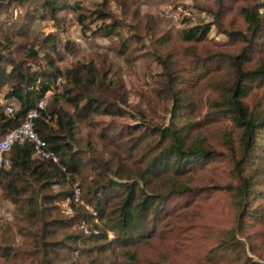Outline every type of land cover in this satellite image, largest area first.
<instances>
[{"label":"trees","instance_id":"obj_1","mask_svg":"<svg viewBox=\"0 0 264 264\" xmlns=\"http://www.w3.org/2000/svg\"><path fill=\"white\" fill-rule=\"evenodd\" d=\"M3 1L0 14L7 12ZM29 1L40 8L26 9L11 27L0 29V91L7 88L4 99L17 102L11 117L0 104V136L15 127L46 92L54 90L63 75L62 94L54 92L42 111L48 121H36L39 136L55 151L58 162L34 157L29 142L16 143L10 150L9 167L0 169V186L17 213L15 232L23 241L15 244L11 231L4 227L0 264H63L67 259L73 264L70 252L86 249L92 239L98 243L93 246L98 255L89 264H261L264 164L257 170L253 164L264 162V109L249 97L252 89L264 88V61L259 56L254 59L264 43V13L260 10L264 0H216L214 23L230 42L212 52L207 69L195 74L194 96L183 80V86L175 89L179 82L163 66L165 70L156 76L144 102L155 112L154 101L160 102L161 96L170 100V122L148 126L147 114L138 109L137 123L100 129L102 151L91 141L84 148H74L75 128L92 115L134 118L125 109L124 82L93 61L62 72L47 56L42 66L37 49L33 44L27 46L30 26L41 8L56 19L62 4L60 0ZM107 2L102 0L93 11V17L101 21L95 33L113 37L122 22L110 14ZM230 7L240 25L228 28L222 20ZM85 17L81 14L79 21ZM211 25L182 28L180 40L203 42ZM48 40L55 50V36L48 35ZM203 92L205 99L199 94ZM198 99L207 108L204 117L178 125L176 110L188 107L196 117ZM62 102L74 107V115ZM212 161L216 166L208 169L225 181L202 185L198 170ZM86 169L95 176L89 179L84 175ZM75 175L81 176L84 200L95 214L86 212L84 206L75 208L73 202L69 203L75 211L71 216L58 209V201L71 199L70 182ZM225 206L232 214L229 226L222 221ZM82 219L92 223L93 235L68 233ZM256 226L261 227L259 232L253 231ZM108 232L113 238H108ZM255 237L260 238L263 254L259 259L250 254L256 251ZM114 245L120 249V258L106 259L103 254L110 253Z\"/></svg>","mask_w":264,"mask_h":264},{"label":"rangeland","instance_id":"obj_2","mask_svg":"<svg viewBox=\"0 0 264 264\" xmlns=\"http://www.w3.org/2000/svg\"><path fill=\"white\" fill-rule=\"evenodd\" d=\"M19 1H3L7 12L0 14V29L6 30L11 27L10 24L23 16L26 9L40 8L36 7V3L33 1L25 0L23 4H20ZM101 2L102 0H60L62 8L56 12V19H52L41 8L31 23L30 34L27 39V46L33 44L34 48L37 49L42 66L48 62L47 56L54 61L55 66H58L62 72L72 68L77 63L86 64L93 61L97 68L104 70L109 68L124 82L127 90L125 109L131 115L133 114L134 118L131 116L92 115L90 121L88 119L85 123L80 122L75 128V142L73 144L76 149L78 146L84 148L86 142L91 141L96 150L102 151L103 145L98 136L100 129L104 126L108 128L114 126L119 129L127 126V124H135L138 122L139 110H143L147 114L146 119L148 121H146V124L148 126L154 125V122L167 125L172 117L170 111L171 101L164 100L161 96L160 102H153L155 112L151 111L144 102L155 83V79H158L156 76L166 69L169 75H172L179 82L175 89L183 86L181 83L183 80L188 83L190 93L192 92L194 96L195 74L201 70L204 72L207 69L212 52L222 49L221 46H226L230 42L228 35L219 31L214 23L212 11L216 8V0H108L107 7L110 14L122 22L117 29L118 35L113 37H104L95 33L101 21L93 17V11L98 8ZM228 10L222 21L228 24V28L239 26L240 20L235 14L234 7H230ZM260 10L264 13V6ZM39 14H43L44 17H40ZM81 14L86 16L82 19L83 22L79 21ZM105 22H108V20ZM203 23L212 24L205 41L185 43L180 40L179 31L182 28ZM52 34L56 38L55 50L52 49V40H48V35ZM46 37L47 39H45ZM261 49L254 59L259 56V60L264 61V43ZM120 50L124 52L119 53ZM7 67L10 68V66ZM32 68H35V66L33 65ZM59 78L61 80L55 82V85H57L54 90L49 91L50 93L46 96V102L52 99L51 96L54 92L62 94L66 81L63 75ZM6 91L7 88L0 91V104L4 106V110L10 103L13 104L14 110L17 109L16 101L4 99ZM199 94H202L204 99L207 96L205 92ZM249 101L251 103L259 101L264 109V88L252 89ZM62 103L68 112L74 115V107L66 102ZM196 104L199 109L196 117H193L188 107H182L176 110L175 118L173 117L174 121L178 125H182L194 119L201 120L207 112V108L199 99ZM226 129L230 130L229 123L226 124ZM108 146L111 147L112 145ZM263 164V161L255 162L253 164L254 170L261 168ZM212 166H216V164L213 165V161L204 166L202 170H198L201 172L199 183L202 185H209L213 182L223 183L225 181V177L222 176L221 179L208 169ZM201 174L204 175V180H200ZM84 175H88L89 179L95 176L90 169H86ZM80 183L81 176L79 175H75L71 179L70 188L72 193L74 186H78L81 191V203L73 204L75 208L84 206L86 212L95 214L84 200V190L81 188ZM54 189L58 190L59 187L55 186ZM69 203H71L70 200H62L56 203L58 209L66 216L75 214ZM225 207L226 212L222 221L225 226H229L232 214L229 213L228 207ZM16 216L17 213L13 204L5 198L0 186V234L3 232L4 227H7L13 235V242L20 245L23 240L15 232ZM247 220L250 221L249 218ZM94 221L99 223L97 219H94ZM79 222L80 220H76L72 227L68 229V233L81 232L82 236H87L79 228ZM87 224L91 232L88 236H92L94 232L93 225L91 222H87ZM254 230L259 232L261 227L256 226ZM60 233L62 234V232ZM108 238H113L112 232H108ZM252 239L256 251L254 253L250 252V254L255 259H259L257 256L263 255L259 250L260 238L255 237ZM97 244L92 239L88 241L87 247L85 246L86 249L82 250L83 252L79 249L70 252V258L74 257L72 258L73 264H89L92 262L98 255L97 249L93 247ZM72 248L77 247L72 245ZM119 250L114 245L110 247V253L103 254V256L106 259H119ZM260 261H264V259ZM68 263L69 259L63 264Z\"/></svg>","mask_w":264,"mask_h":264},{"label":"built area","instance_id":"obj_3","mask_svg":"<svg viewBox=\"0 0 264 264\" xmlns=\"http://www.w3.org/2000/svg\"><path fill=\"white\" fill-rule=\"evenodd\" d=\"M59 80H61V78H58L56 82H58ZM48 93L50 92H46L44 98L39 100L34 108L28 110L24 114L23 118L15 127L8 130L3 136H0V169L9 167L10 150L12 149L14 144L23 142H29L32 145V154L34 157L40 159H48L54 163L58 162L57 154L52 149L48 148L46 140L39 136L36 128V121L38 119L44 118L45 121H48V117H43L42 115V111L45 109L47 103L45 98ZM15 110L13 104L10 103L6 106L5 113L8 117H11L13 116ZM5 144H8L7 148L2 147ZM80 195L81 191L79 187L74 186L70 201L74 204L81 203ZM78 226L85 235H90L91 232L89 230V225L85 220L82 219L79 222Z\"/></svg>","mask_w":264,"mask_h":264},{"label":"clouds","instance_id":"obj_4","mask_svg":"<svg viewBox=\"0 0 264 264\" xmlns=\"http://www.w3.org/2000/svg\"><path fill=\"white\" fill-rule=\"evenodd\" d=\"M2 147L7 148L8 147V144L3 145Z\"/></svg>","mask_w":264,"mask_h":264},{"label":"water","instance_id":"obj_5","mask_svg":"<svg viewBox=\"0 0 264 264\" xmlns=\"http://www.w3.org/2000/svg\"><path fill=\"white\" fill-rule=\"evenodd\" d=\"M261 264H264V261H260Z\"/></svg>","mask_w":264,"mask_h":264},{"label":"crops","instance_id":"obj_6","mask_svg":"<svg viewBox=\"0 0 264 264\" xmlns=\"http://www.w3.org/2000/svg\"><path fill=\"white\" fill-rule=\"evenodd\" d=\"M13 100V99H12ZM15 101V100H14ZM17 104V103H16Z\"/></svg>","mask_w":264,"mask_h":264}]
</instances>
